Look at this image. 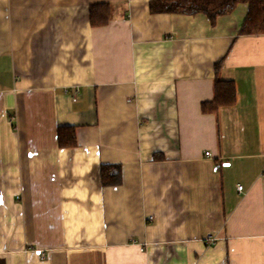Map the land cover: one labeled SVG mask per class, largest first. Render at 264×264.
Listing matches in <instances>:
<instances>
[{
	"label": "crops",
	"instance_id": "0c3cea01",
	"mask_svg": "<svg viewBox=\"0 0 264 264\" xmlns=\"http://www.w3.org/2000/svg\"><path fill=\"white\" fill-rule=\"evenodd\" d=\"M149 3L0 0V264H264V33Z\"/></svg>",
	"mask_w": 264,
	"mask_h": 264
},
{
	"label": "trees",
	"instance_id": "16d2710c",
	"mask_svg": "<svg viewBox=\"0 0 264 264\" xmlns=\"http://www.w3.org/2000/svg\"><path fill=\"white\" fill-rule=\"evenodd\" d=\"M239 3L249 6L242 33H264V0H150L149 9L153 13H182L186 15L202 13L207 15L214 24L220 15L234 11ZM114 6L111 3L91 4L90 22L94 26H104L112 18ZM221 63H216V76L212 100L204 101L201 108L205 113L216 112L223 106H232L236 103L237 92L235 82L219 79ZM77 128L75 126L59 127L58 141L61 147L76 146ZM101 180L104 185L121 184L122 168L119 164L101 166Z\"/></svg>",
	"mask_w": 264,
	"mask_h": 264
},
{
	"label": "built area",
	"instance_id": "2783aa9c",
	"mask_svg": "<svg viewBox=\"0 0 264 264\" xmlns=\"http://www.w3.org/2000/svg\"><path fill=\"white\" fill-rule=\"evenodd\" d=\"M207 155H210V152H207ZM243 187H244V186H243L242 184H240V185L238 186L239 191L242 190ZM151 218H152V217H151ZM216 239H217V236H215L214 234H209V235H208V241H209L210 244H213V243L216 241Z\"/></svg>",
	"mask_w": 264,
	"mask_h": 264
}]
</instances>
